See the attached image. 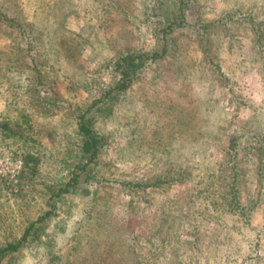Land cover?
<instances>
[{"label":"rangeland","instance_id":"rangeland-1","mask_svg":"<svg viewBox=\"0 0 264 264\" xmlns=\"http://www.w3.org/2000/svg\"><path fill=\"white\" fill-rule=\"evenodd\" d=\"M138 54L77 168V114ZM15 118L0 264H264V0H0Z\"/></svg>","mask_w":264,"mask_h":264},{"label":"trees","instance_id":"trees-1","mask_svg":"<svg viewBox=\"0 0 264 264\" xmlns=\"http://www.w3.org/2000/svg\"><path fill=\"white\" fill-rule=\"evenodd\" d=\"M171 25V24H170ZM166 27H171L167 25ZM156 56V54H152ZM142 54L136 56L124 55L114 63V80L111 84L103 87L101 91L97 94L96 98L88 105L84 106L82 110L77 114V130L80 136V146L79 150L82 155L81 162L76 163V167L83 169L85 166L89 165L91 162L96 161L97 155L100 150V144H102L103 133L106 130L104 127L106 123H109V118L106 117L102 111L108 109V112H112L110 108H113V104H110L113 96L116 92L122 91L129 86L130 75L136 70V68L142 63ZM138 60V61H137ZM124 66L122 67V63ZM97 103H100L98 105ZM108 104V108L104 107ZM109 114V113H108ZM110 115V114H109ZM107 115V116H109ZM16 118L14 119V121ZM2 121L0 122V134L4 138L17 136V129L19 121L15 122ZM16 157V156H15ZM84 158V159H83ZM77 178L76 172L68 178L61 188L62 191L68 190V186L72 184ZM238 205V200H235Z\"/></svg>","mask_w":264,"mask_h":264},{"label":"built area","instance_id":"built-area-1","mask_svg":"<svg viewBox=\"0 0 264 264\" xmlns=\"http://www.w3.org/2000/svg\"><path fill=\"white\" fill-rule=\"evenodd\" d=\"M21 169L22 160L20 158L6 157L0 160V179L7 178L15 183Z\"/></svg>","mask_w":264,"mask_h":264}]
</instances>
